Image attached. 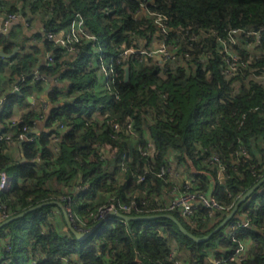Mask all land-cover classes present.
I'll list each match as a JSON object with an SVG mask.
<instances>
[{"label":"trees","instance_id":"obj_1","mask_svg":"<svg viewBox=\"0 0 264 264\" xmlns=\"http://www.w3.org/2000/svg\"><path fill=\"white\" fill-rule=\"evenodd\" d=\"M5 1L0 0V7ZM22 1L24 8L43 16L46 32H66L80 14L86 33L76 44L78 51L69 55L46 39L53 63L38 67L34 48L0 66L20 88L2 97V119L12 114L14 104L39 92L47 77L59 74L67 84L66 92L58 85L52 88L47 113L23 114L14 139L41 115L45 125L32 140L22 142V158L10 157V142L0 138V176H19L9 188L0 189V205L9 218L51 200L67 207L63 197L69 196L74 217L85 222L82 227H99L78 240L54 220L55 205L38 208L0 228V264H64L65 257L74 264H138V257L143 264H173L174 248L186 264H212L211 255L221 259L235 252L239 245L234 238L253 245L246 258L230 264H264V183L239 209V214L251 216V225L232 234L227 227L235 217L204 242L191 239L167 218L126 222L94 216L115 196L134 203L132 211L121 213H172L190 232L204 237L223 221V213L211 220L204 219L206 209L189 218L178 210L154 209L164 203L158 196L174 187L169 174L161 175L172 158L192 161L200 172L193 182L200 191L209 190L211 174L214 196L230 208L264 177V148L258 146L264 140V82L258 78L264 74V0ZM17 11L14 6L8 9ZM231 29L242 31L231 50L245 63L234 74L228 73L229 54L221 40H229ZM258 31L259 43L254 34ZM163 39L177 46V61L142 52ZM127 49L134 51L124 55ZM128 65L130 78L125 81ZM36 68L45 79H34ZM131 120L136 138L113 129V123ZM61 123L63 129L57 125ZM108 145L116 149L114 156L101 159ZM146 146L150 150L144 155L141 149ZM125 152L130 160L121 170ZM213 154L222 159L223 183L218 168L205 164ZM99 192L107 198L98 197Z\"/></svg>","mask_w":264,"mask_h":264},{"label":"built area","instance_id":"obj_2","mask_svg":"<svg viewBox=\"0 0 264 264\" xmlns=\"http://www.w3.org/2000/svg\"><path fill=\"white\" fill-rule=\"evenodd\" d=\"M19 15L18 13H7L3 17V19H0V36L4 35L6 33H9L10 30L13 27L14 22L18 19ZM159 20H163V18H159ZM159 25L162 27V33L166 34V28L165 25L162 23H159ZM86 33V27H85V21L83 17L78 14L74 21L71 23L69 29L66 32H55V31H47L46 32V39L50 42L55 43L56 45L63 47L66 49V55H69L71 53H76L77 47L76 44L84 37ZM242 33L239 29H231L229 32V40L223 41L224 43V49L229 54L227 57V64H228V73L234 74V72L238 69L239 64L245 65V63L240 62L239 58L236 53H234L231 49L232 43H238L239 39L237 38L238 35ZM251 34V32H248L247 35ZM256 35L257 42H260V35L261 31L254 32ZM157 49H156V47ZM152 48V49H151ZM148 52V50H143L142 52L146 55L152 56V57H159L161 59H164L166 61L171 60L177 61L179 59V56L177 55V46L168 44L165 39L158 42V44L152 46ZM133 49H127L124 50L123 54L127 55L133 52ZM184 58H189L188 54H185ZM47 60L50 63L54 62V57L51 53L48 54ZM259 79H262L264 82V74L261 76H258ZM34 79L35 80H43L45 79L44 75H42L40 72L36 71L34 72ZM20 90L19 85L17 82L13 85L12 92H18ZM4 105V98L0 97V106L2 107ZM45 108H47V104L45 105ZM44 118L43 115H41L38 120L34 123L35 125L32 128L24 127L23 131L14 139V133H1L0 132V138H5L7 141H17V142H23L25 140H32L33 134L28 135L29 132L34 131L37 129V126L40 121ZM61 129L64 128V125L57 124ZM56 125V127H57ZM113 129L118 132H124L130 137L136 138L138 136V132L134 127V122L127 121L124 123L115 122L113 123ZM57 141V140H56ZM57 150V149H56ZM150 147L146 146L145 148L141 149L142 154L146 155L149 153ZM116 149L112 148L110 145H108L106 148H104V151L100 153V158H110L111 156H114ZM246 153V151H244ZM130 160V156L127 152L123 153V157L120 160V169L124 170L126 168V165L128 161ZM206 162L211 165L212 167H217L222 172L223 182L226 179L225 175V168L223 166V162L221 157L217 154H213L207 157ZM194 166V165H193ZM195 174H199L200 172L195 168ZM171 174L170 167H164L161 175L165 174ZM202 173V172H201ZM145 179L144 176H141L139 178V181H143ZM222 182V183H223ZM9 184V177L5 172L1 173L0 176V189L6 188ZM176 190V187L174 188ZM226 190L228 188L226 187ZM63 200L67 201V210L70 214V218L72 223L75 225V227L78 229V231H87L88 229L82 227L85 222L81 220H77L76 217H74L71 209V197L64 196ZM143 203H145L143 201ZM134 206V203H127L120 201L117 197L112 196L109 198V201L107 204L100 206L97 209V213L94 214V216L99 221H105L109 218L115 217L114 213L119 212L120 210L130 212L132 211ZM233 208V207H232ZM232 208L224 205L222 202H220L214 194L209 196L208 191H200L199 189H196L194 186V183H187L183 186V190L179 192V195L175 197L170 202H164L163 205L160 207L156 206L154 209L155 211H173L178 210L182 216L193 217L196 215L199 211L202 209L208 210L207 217L204 219H211L214 220L217 217L218 213H223L225 217L227 214L232 210ZM0 218L1 220H5L8 218V214L5 211V207L0 205ZM78 222L80 224H78ZM193 224H196L197 221H193ZM252 224V218L251 216H248L247 214H237L236 220L233 221L228 226V230L235 234L241 227H246ZM264 229V227H263ZM238 242V247L235 250V252L229 257V258H215L211 263L212 264H230L232 262H241L244 258L248 256V249H247V243L251 241H244L243 239H237L234 238ZM253 245V244H252ZM11 246L9 245L7 247V251H10ZM170 261L173 264H186L184 261V256L177 252V250L174 248L172 252L170 253ZM136 262L138 264H143L141 258H136ZM64 264H74L69 257L64 258Z\"/></svg>","mask_w":264,"mask_h":264},{"label":"crops","instance_id":"obj_3","mask_svg":"<svg viewBox=\"0 0 264 264\" xmlns=\"http://www.w3.org/2000/svg\"><path fill=\"white\" fill-rule=\"evenodd\" d=\"M22 0H6L5 4L2 8L0 7V19H3L5 15L8 13V9L10 7H16L19 9L16 13H18L19 17L14 22L12 29L9 33L0 36V66L2 65H9L13 61V59L30 49L34 51L36 48V57L39 60L38 67H41L44 63H47V56L49 51L46 50L45 42H46V31L44 27V18L39 13H31L29 9L24 8ZM2 9V10H1ZM39 36V37H38ZM4 54H1V53ZM36 68L35 71H38ZM10 73L6 71L5 73L0 72V89L2 90V95L0 97L5 96L6 94L12 92L13 85L16 82L15 79L10 78ZM47 83L42 84V88L39 92H36L33 96L27 98V100L23 101L22 103H16L13 105L12 114L9 117L1 118L0 115V129H5L9 133H15L18 123L21 121L23 114H26L30 110L41 111L46 110L45 105L48 103L49 93L54 86H59L63 92L67 91V84L61 81L59 74L54 77H47ZM1 109V106H0ZM48 111V110H46ZM45 111V112H46ZM47 113V112H46ZM44 121H40L37 129L42 130L44 129ZM55 142V141H54ZM258 146L264 148V140L258 141ZM7 153L13 159H20L22 158L21 153V142L12 141L8 144ZM206 165H209L205 162ZM171 174L169 175L174 187L176 190L170 189L168 192H164L163 195L158 196V198L164 200V202H170L175 197L179 195V192L183 190V186L187 183L194 182V175H195V167L190 159L186 158L184 161L176 160L174 157L172 158L170 164ZM213 168V167H212ZM198 170V169H197ZM217 169V177L223 182L222 172ZM9 184L6 188H9L15 180H18V175H9ZM210 184L211 179L214 180V189L216 186V180L211 174H208ZM210 187V186H209ZM62 188V186H61ZM65 188V187H64ZM98 197H103L105 200L107 195L103 192L97 193ZM54 220L59 225V227L63 231H67V223L63 213L58 210L55 206V213H54ZM3 221L0 218V222ZM227 231L228 227H227ZM252 242L247 243L248 251L252 247ZM210 262H212L215 257L211 255Z\"/></svg>","mask_w":264,"mask_h":264},{"label":"water","instance_id":"obj_4","mask_svg":"<svg viewBox=\"0 0 264 264\" xmlns=\"http://www.w3.org/2000/svg\"><path fill=\"white\" fill-rule=\"evenodd\" d=\"M1 54H4L3 52ZM130 78V66L128 65L126 67V75H125V81H128ZM46 98L48 99V97L46 96ZM38 132V129L31 131L28 133V135H32L34 133ZM22 145V142H21ZM24 159V158H23ZM211 179V184H210V188L208 190V195L211 196L213 195L214 192V180L213 178ZM264 183V177L258 181L255 185H253L246 193H244L239 199L238 201L235 203V205L233 206L232 210L227 214V216L223 219V221L207 236L204 237H198L196 236L194 233L190 232L181 222L180 220L172 213H164V214H155V215H144V216H137V215H128V214H124L121 212H115L114 216L122 219L123 221L126 222H130V221H135V220H145V221H150V220H155V219H159V218H167L170 219L171 221H173L174 223H176L180 230L186 234L188 237H190L191 239L197 241V242H204L207 241L208 239H210L213 235H215L219 230H221L223 227L226 226V224L232 220L233 218H235L239 212L240 206L245 203L248 199H250L251 197H253L256 194L257 189H259L261 187V185ZM47 205H55L56 208L58 210H60L66 220L67 223V227L66 230L69 231L70 234L75 235V237L78 240H84L87 237H89L98 227L99 225L93 227L91 230L88 231H78L76 228H74L73 223L71 221L70 218V214L66 208V206L58 200H51V201H47V202H43L40 203L38 205H35L17 215H14L12 217H9L8 219H5L3 221L0 222V228L9 224L10 222L17 220L27 214H29L30 212L47 206Z\"/></svg>","mask_w":264,"mask_h":264},{"label":"rangeland","instance_id":"obj_5","mask_svg":"<svg viewBox=\"0 0 264 264\" xmlns=\"http://www.w3.org/2000/svg\"><path fill=\"white\" fill-rule=\"evenodd\" d=\"M156 43L158 44V42H156ZM155 47H156V46H155ZM151 49H152V48H151ZM156 49H157V47H156ZM151 51H152V50H151ZM151 51L148 50L149 53H150ZM161 58H162V57H161ZM105 64H106L107 66H110V62H109V60H106V61H105Z\"/></svg>","mask_w":264,"mask_h":264}]
</instances>
